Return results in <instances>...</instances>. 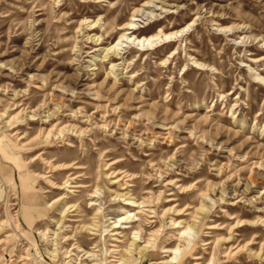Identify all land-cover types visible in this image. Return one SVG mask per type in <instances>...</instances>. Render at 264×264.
Segmentation results:
<instances>
[{"label": "rangeland", "instance_id": "obj_1", "mask_svg": "<svg viewBox=\"0 0 264 264\" xmlns=\"http://www.w3.org/2000/svg\"><path fill=\"white\" fill-rule=\"evenodd\" d=\"M174 258L264 264V0H0V264Z\"/></svg>", "mask_w": 264, "mask_h": 264}, {"label": "bare ground", "instance_id": "obj_2", "mask_svg": "<svg viewBox=\"0 0 264 264\" xmlns=\"http://www.w3.org/2000/svg\"><path fill=\"white\" fill-rule=\"evenodd\" d=\"M133 21H135L134 20V18L132 17L131 19H130V21L129 22H127V24L125 25V26H123L124 28H126V29H129V30H131V29H135V25H134V23H133ZM123 27H121V28H123ZM127 33H129V32H127ZM127 33H124V34H122L121 35V37H119V40H121V39H124V38H126V40H128V41H135V38L134 39H132V37H127L125 34H127ZM165 37L166 38H168V34H166L165 35ZM156 39H159V36L158 35H152V36H150V37H143V38H141V39H138L137 41H136V43L137 44H144V42H146L147 44H151L152 43V41H154V40H156ZM117 42H119V41H117ZM117 44V43H116ZM114 47V46H113ZM108 50V49H107ZM66 164V163H65ZM67 169V168H66ZM64 171V170H63ZM112 235H114V234H112ZM113 249V248H112ZM177 260V259H176ZM175 260V258L173 259V260H171V261H174V264H178V260L176 261ZM143 262V261H142Z\"/></svg>", "mask_w": 264, "mask_h": 264}]
</instances>
